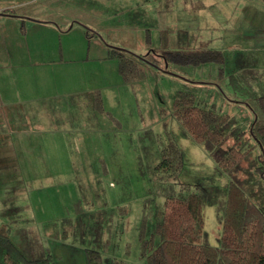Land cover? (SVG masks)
Instances as JSON below:
<instances>
[{
    "label": "rangeland",
    "instance_id": "rangeland-1",
    "mask_svg": "<svg viewBox=\"0 0 264 264\" xmlns=\"http://www.w3.org/2000/svg\"><path fill=\"white\" fill-rule=\"evenodd\" d=\"M195 1L0 0L7 94L37 99L38 121H9L23 129L34 123L40 149L12 151L17 175L0 183L14 197L5 210L21 218L10 237L24 241L27 256L89 264L87 249L96 248L102 264H147L145 244H157L164 200L177 189L154 173L157 136L166 130L183 152L178 179L203 199L198 242L220 244L230 181L264 203L254 114L229 82L235 73L264 94V0ZM111 47L140 56L138 78H123ZM202 49H220L223 62L168 59ZM178 90L227 115L222 145L193 140L173 112ZM16 137L25 144L27 136ZM233 144L247 153L225 171L218 162Z\"/></svg>",
    "mask_w": 264,
    "mask_h": 264
},
{
    "label": "trees",
    "instance_id": "trees-1",
    "mask_svg": "<svg viewBox=\"0 0 264 264\" xmlns=\"http://www.w3.org/2000/svg\"><path fill=\"white\" fill-rule=\"evenodd\" d=\"M108 56L118 58L119 70L125 80L140 76L139 55L111 47ZM168 59L195 64L209 60L222 63L224 55L220 49H202L169 52ZM229 82L235 91L245 95L254 114L251 134L260 145V164L256 169L264 176V94H255L235 73L229 74ZM173 112L196 142L210 140L219 146L228 138L222 130L227 115L199 106L191 92L177 91ZM157 145L160 159L155 165V176L173 180L177 189L164 200L162 219L156 226L157 244H145L143 253L147 264H264V203L253 200L236 182L230 181L220 244L213 246L198 242L203 224L201 193L198 187L178 179L184 163L183 152L173 134L166 130L164 135H158ZM246 153L233 144L218 164L229 171ZM87 255L89 264H102L98 249H87ZM0 264H52V256H27L10 234L0 229ZM115 264L127 263L116 261Z\"/></svg>",
    "mask_w": 264,
    "mask_h": 264
},
{
    "label": "crops",
    "instance_id": "crops-1",
    "mask_svg": "<svg viewBox=\"0 0 264 264\" xmlns=\"http://www.w3.org/2000/svg\"><path fill=\"white\" fill-rule=\"evenodd\" d=\"M197 1L198 0L195 1V4L193 3V1L192 6L199 7L198 5L200 4L199 1L198 3ZM1 53L2 52L0 51V183H4L14 181V176L17 173L16 157H13V155L11 154L12 151L19 149V147L21 146V148L28 150H39L40 147L38 143L34 144V142L32 141L34 123H32L30 127L23 129L13 126L12 123L9 121L15 118L33 119L34 117L38 121V113L36 111L37 109L34 110V104L37 102V99H34L32 96H26L21 98L18 97L16 99L15 97L9 96V94H7L6 88L8 82L6 81V79H4V74L6 73L4 61H6V58H3L1 56ZM31 90L32 88L30 87V91ZM16 136L21 137V139L19 137V142L20 140H24L23 136H27L25 144L24 141L20 142L22 143V145L20 143H17L18 141ZM28 161L32 162L30 158L29 160H27V164ZM2 186L3 185H0V229L7 231L10 234L13 230H15V220L21 218L20 215L15 212H12V210H5L6 206L8 205V199L14 197L13 195H7L5 191L3 192ZM32 209L30 208L29 211ZM15 237L16 239H18L17 242L15 238L12 239L19 246V241L23 240L20 239L18 235H15Z\"/></svg>",
    "mask_w": 264,
    "mask_h": 264
}]
</instances>
